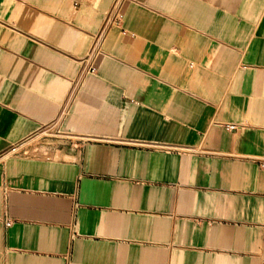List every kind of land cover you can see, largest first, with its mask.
Here are the masks:
<instances>
[{"label":"crops","instance_id":"0c3cea01","mask_svg":"<svg viewBox=\"0 0 264 264\" xmlns=\"http://www.w3.org/2000/svg\"><path fill=\"white\" fill-rule=\"evenodd\" d=\"M114 2L0 0V264H264V0Z\"/></svg>","mask_w":264,"mask_h":264},{"label":"built area","instance_id":"2783aa9c","mask_svg":"<svg viewBox=\"0 0 264 264\" xmlns=\"http://www.w3.org/2000/svg\"><path fill=\"white\" fill-rule=\"evenodd\" d=\"M124 0H115L109 14L106 17L105 20V26H111V25H118L123 19V12H122V4ZM98 43V42H97ZM99 51V49L95 48L94 55ZM88 71L95 72V67L91 64ZM230 128H236L235 125H230ZM12 152H17V147H12Z\"/></svg>","mask_w":264,"mask_h":264}]
</instances>
